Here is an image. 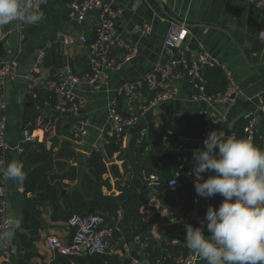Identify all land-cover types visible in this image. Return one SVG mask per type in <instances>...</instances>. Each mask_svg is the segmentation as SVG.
Wrapping results in <instances>:
<instances>
[{
    "label": "crops",
    "instance_id": "obj_1",
    "mask_svg": "<svg viewBox=\"0 0 264 264\" xmlns=\"http://www.w3.org/2000/svg\"><path fill=\"white\" fill-rule=\"evenodd\" d=\"M79 1L84 0H43L40 4V11L43 13L41 21L33 25L13 21L2 26L4 29H11L12 33L0 40V67L11 60L18 64L16 76L0 89V94L4 95L6 101V108L0 110V119L5 118L4 142L7 146L5 150L0 148L3 169L9 162L16 160L23 163L26 173L32 171L33 167L25 164L23 152H17V148L22 147L23 151L31 148L35 152L37 145L42 144L52 159L57 154H64L53 160L49 176L66 175L67 178L54 180L51 184L57 207L50 200L41 199L42 189L39 184L33 192L27 193L22 183L4 180L7 214L9 217H21V228L10 241L7 255L3 254L0 247V264H18L26 251L22 244V238L28 235L26 216L39 224L30 249L33 253L31 263L52 264L57 261V254L46 247L45 240L53 237L64 243L71 241L73 230L67 225L69 207L66 201L78 189L77 185L86 173L87 161L93 153L101 155L107 169L102 177L107 181L101 188L102 194L117 197L129 189L132 177L142 169L147 172V176L158 177L160 183L169 180V170L164 166L166 163L151 157L155 137L165 126L182 130L181 136L161 140L167 149L172 148V154L176 157L192 159V152L203 148V143L188 140L199 136L202 131L205 118L200 117L201 111H206L207 116L214 115L216 123L212 130H223L226 135L230 134L239 119L247 122L250 118L254 119L253 131L264 139V113L258 108V98L264 99V40L260 38V33L264 31V10L255 7L250 0H102L103 4L116 13L115 27L133 53L131 60L124 61V50L114 49L111 55L122 63L121 69L114 71L103 68L99 77L100 89H94L83 80L71 87L72 94L83 100L77 117L84 118L89 123L88 134L83 143L73 139L77 117L58 111L60 100L54 108L47 103L37 108V120L29 134L30 140H26L22 130V116L28 106L26 95L34 96L32 91L36 89L35 84L30 88V76L39 73V68L35 72L39 54L44 52L45 56L52 59L51 52H54L64 64L79 57H88L87 46L80 41V37L84 36L88 40L95 38L97 15L91 13L81 24L70 21L67 11L72 3ZM171 23L184 25L189 35L182 46L169 55L164 39ZM146 28L149 29L147 32ZM200 46L218 64V67H205L219 68L224 73L227 85L226 74L231 76L240 91L235 99L226 104L209 103L205 107L201 102L193 100L194 94L191 95L189 87L191 80L185 73L186 69L179 63L174 69L175 79L168 88L175 91L168 101L142 113V108L150 98V93L145 89L136 96L118 97V112L123 116L140 113V122L138 126L127 129L124 137L118 140L121 141L120 150L108 155V145L102 135L109 128L108 107L116 91L150 74L158 65L164 67L170 61L182 57H192V60L197 61ZM50 76L51 70L46 68L39 78L42 82L40 84L48 85V89H37L41 92L40 97L51 90ZM206 78L210 80L211 74ZM201 86L205 89V80ZM194 91L195 95L199 93L198 85H195ZM139 126L144 129V134L140 142L136 140L135 144L142 150L131 151L133 137H139ZM168 135L173 136L172 132ZM57 163L62 166H57ZM188 169L190 172L191 167ZM201 175L207 179L211 173ZM142 180L145 184L140 191L146 194L147 202L139 210L143 217L140 231L144 232L141 233L142 236L149 234L158 244L178 243L177 235H185V225L199 227L207 207L212 205L217 208L223 200L220 195L212 199L203 198L205 201L199 204L196 219L184 223L181 216L187 209L189 197L193 199L197 196L193 182L184 181L175 189L163 191L160 185ZM36 189L38 192L33 195ZM126 200L127 197L122 202L125 203ZM106 222L115 229L114 244L121 260L163 264L147 260L139 244L141 234L136 236L135 227L124 221L121 209L115 217L106 218ZM167 232L171 235L160 241ZM204 235L208 236L210 233L205 229ZM86 258L80 264H90ZM197 264L207 262L201 259Z\"/></svg>",
    "mask_w": 264,
    "mask_h": 264
},
{
    "label": "built area",
    "instance_id": "obj_2",
    "mask_svg": "<svg viewBox=\"0 0 264 264\" xmlns=\"http://www.w3.org/2000/svg\"><path fill=\"white\" fill-rule=\"evenodd\" d=\"M250 2H254L255 7L264 10V0H250ZM91 13H96L97 15L94 29L95 38L91 42H88L87 38L82 36L80 37V41L87 46L89 65L91 67L92 73L90 75L86 74L83 79H80L72 73L71 69L67 68L64 70V74L61 76L60 84L49 83L50 89L56 94L58 100L61 102V104L57 107L58 111L61 113H69L75 115L76 117L78 115L79 109L83 105V100L75 97L72 94L71 87L83 80L92 85L94 89L98 90L101 88L99 77L100 74H102L103 68L114 71L121 69L122 63L117 61L116 58L111 55L112 50H124V61H130L133 56V53L129 50L127 44L118 34L115 27L116 13L110 7L103 4L102 0H84L74 2L70 5L67 11V16L70 21L81 24L89 17ZM148 30L149 29L146 28V32ZM11 33V29H4L2 26H0V40H4ZM188 35L189 32L184 25L171 23L164 39V46L167 53L172 55L174 50L182 46ZM260 38L264 40V31L260 33ZM199 51L200 53L197 61L192 60V57H189V59L182 57L179 60H172L164 67L158 65L150 74L133 83H128L126 86L118 89L109 103L107 114L109 128L102 135L104 141L107 140V137H114L117 140L122 139L127 129L138 126L140 122V113L122 116L118 112V97L136 96L140 91L145 89L153 96L149 98L147 105L142 108V113L160 103L168 101L175 91L169 90L168 88L171 85V82L175 79L174 69L179 63L186 69L185 73L190 80L202 83V69L205 66L218 67V64L208 55V53L204 51L202 46L199 47ZM44 56V52L39 54L36 61L37 65L35 67V72L37 71V68H39L38 66ZM17 67L18 64L15 60H11L1 65L0 87H3L9 79H12L16 76ZM35 75L36 74H32L30 76V88H32L36 83H42ZM226 76L228 79V85L223 93L209 96L203 93V87L199 85V93L197 95H193L192 99L207 105L209 103L226 104L232 102L240 91L233 82L231 76L229 74H226ZM5 108V97L4 95L0 94V110H4ZM258 108L262 113H264V99L262 97L258 98ZM199 114L201 117L205 118L203 131L199 137L190 138L188 140L203 143V140L206 138L207 134L212 131V128L216 123V119L214 115L209 114L207 116L208 113L206 111H201ZM88 127L89 123L86 119L77 117L73 131L74 140L78 143H83L84 138L88 134ZM4 129L5 118H1L0 148L3 150L7 149V146L4 142ZM253 130L254 119L250 118L248 125L245 128V132L251 135ZM23 134L26 140H30V135L27 131H23ZM143 134L144 129H140L139 138L137 140L138 143L140 142V138L143 136ZM169 134H171V132H169ZM229 135L235 137L234 133L232 132H230ZM17 152L22 153V147H18ZM176 160L178 162L179 170L183 169L186 165H189L192 170V159L177 156ZM3 164V159L0 158V232L8 229L9 225L7 220L10 218L7 214L5 188L3 186ZM190 173L191 171L188 172L184 178H180L179 173H176L173 178L165 181L164 183H160L158 177L154 175L147 176L145 173H143L142 177L152 185H160L162 190L166 191L169 189H175L184 181L193 182L195 177ZM204 201L205 200L203 198L198 196L193 197L192 208L186 213L182 214L181 221L184 223H189L195 220L198 206ZM67 225L73 230L72 239L69 243H64L61 240L53 237L47 238L45 240L46 247L57 255L73 257L75 259H83L93 255L106 256L117 254L118 249L113 242V233L115 229L107 224L106 218L104 216L93 213L86 215L74 214L68 218ZM0 247L3 251V254L7 255L10 247V241L0 240ZM201 259L202 258L196 256L195 253L186 247V255L176 263L197 264ZM130 264L141 263H139L137 260H131Z\"/></svg>",
    "mask_w": 264,
    "mask_h": 264
},
{
    "label": "clouds",
    "instance_id": "obj_3",
    "mask_svg": "<svg viewBox=\"0 0 264 264\" xmlns=\"http://www.w3.org/2000/svg\"><path fill=\"white\" fill-rule=\"evenodd\" d=\"M43 0H0V26L16 21L33 25L43 19ZM191 175L198 197L223 200L209 205L199 227L185 225L184 243L207 264H264V149L251 139H237L212 130L203 148L192 152ZM211 173L207 179L201 174ZM3 179L23 183V163L13 160L2 170ZM0 240L11 241L21 228V217L8 218ZM207 230L210 235L205 236Z\"/></svg>",
    "mask_w": 264,
    "mask_h": 264
},
{
    "label": "trees",
    "instance_id": "obj_4",
    "mask_svg": "<svg viewBox=\"0 0 264 264\" xmlns=\"http://www.w3.org/2000/svg\"><path fill=\"white\" fill-rule=\"evenodd\" d=\"M92 40L93 38L89 39L88 42H91ZM51 55L52 59L46 55L41 60V63L39 64V73L35 75L36 77L40 78L43 71L46 68H49L51 70L50 80H52L50 83L60 84L61 76L64 74V70L66 68L71 69L72 73L80 79H83L86 74L90 75L92 73L88 57H79L77 59L70 60L67 64H64L60 59L57 58L54 52H51ZM201 73L202 82L205 80V89L203 87L204 94L213 96L224 92L227 84L224 73L219 68L205 67L202 69ZM209 74H211L210 80L206 78V76ZM207 80L209 82H207ZM195 85L199 86L201 83L191 80V83L189 84L191 95H195ZM33 92L34 96H32V94L26 95V103L28 106L24 109V115L22 116V130L27 131L29 134L33 130L34 123L38 117L37 108H41L44 103L49 104L53 108L58 105V98L52 90H50L49 93L44 92L43 96L41 97L39 96L41 92H39L37 89H33L32 93ZM152 96L153 95L150 94V98ZM247 125V120L239 119L234 124L231 132L234 133L237 139H251L255 146L264 149V139L255 131H253L251 135L245 132ZM138 130H140V126L138 127ZM169 132H172L173 136H169ZM182 134V130L168 125L164 127L161 133L156 135L152 144L151 157L153 160L157 158L161 163H166L164 166L167 168V170H169L167 173V179L173 178L176 173H179L180 178H184L189 171L188 167L186 166H184V168L181 170L178 169V162L176 160V155L172 154V148L167 149L161 141L164 139L167 140L169 138H176ZM138 138L139 137H133V140L130 144L131 151H139L140 146L137 144V147L135 144ZM105 142L108 145L106 147L108 155L120 150L121 141H118L114 137H107ZM61 155L63 156L64 154H57L52 159L50 153L45 150L42 144L37 145V150L35 152H33L31 148H25L22 154V159L24 160L25 164L29 167H33L32 171H27L26 179L22 183L24 191L27 193L33 192L36 186L39 184L40 188L42 189L41 199L50 200L55 207H57V202L54 197V188L51 184L54 180L65 179L67 177L66 175L49 176V173L53 165V160L60 158L59 156ZM57 166H62V164L57 163ZM143 172L147 174V172L143 171L142 169L141 172L132 177L129 183V189L126 190L125 193L117 197L103 195L101 188L103 185L107 184V181L102 177L105 173H107V169L101 155L99 153H93L91 158L87 161V171L82 175V179L77 185L78 189H75L72 192L71 199L66 201V204L69 207L68 216L70 217L74 214L86 215L89 209H93V214H101L105 218L110 219L115 217L117 212L121 209L124 221L126 223L130 222L131 225L135 227L134 233L136 236H140V234L144 232L140 231V223L143 217L139 210L147 202L146 194L140 191L143 184H145L142 180ZM73 178L74 177H72V179ZM126 197L127 200L125 203H123L122 200H124ZM192 202V197H189L188 206L185 212L190 210L189 206H191ZM38 227L39 224L34 219H32L30 216H26V228L28 235L22 238V244L26 251L22 254L18 264H32L31 260L33 258V253L30 252V249L32 248V241L37 235ZM114 235H116V233H113V242ZM177 237L179 242L176 244H172L170 242L158 244L149 234H147L146 236H142L140 238L141 240L139 244L142 246L149 262L160 261L163 262V264H176L178 260L182 259L186 255L184 233H179ZM57 256V261L52 264H80L85 259H74L61 255ZM86 259H88L90 264H130L128 260H121L117 254L106 256L93 255L91 257H87Z\"/></svg>",
    "mask_w": 264,
    "mask_h": 264
},
{
    "label": "water",
    "instance_id": "obj_5",
    "mask_svg": "<svg viewBox=\"0 0 264 264\" xmlns=\"http://www.w3.org/2000/svg\"><path fill=\"white\" fill-rule=\"evenodd\" d=\"M35 88H36V89H48V85H46V84H40V83H36V84H35ZM0 89H2V87H0ZM202 105L205 107L207 104L202 103ZM141 150H142V149L140 148V151H141ZM144 155H146V153H145ZM188 167H190V166L188 165ZM36 192H38V189L35 190V192L33 193V195H35ZM92 212H93V209H89V210L87 211V213H92ZM170 235H171V233H169V232L165 233V234L162 236V238H161L160 241L165 240V238H167V237L170 236Z\"/></svg>",
    "mask_w": 264,
    "mask_h": 264
}]
</instances>
